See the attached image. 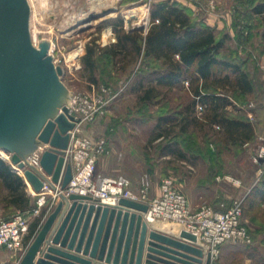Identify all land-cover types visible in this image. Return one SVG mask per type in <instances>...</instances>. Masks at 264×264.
<instances>
[{
    "label": "rangeland",
    "instance_id": "1",
    "mask_svg": "<svg viewBox=\"0 0 264 264\" xmlns=\"http://www.w3.org/2000/svg\"><path fill=\"white\" fill-rule=\"evenodd\" d=\"M158 1L120 0L109 15L88 21L93 15L92 4L99 0H28L32 41L35 47L42 40L50 43L49 54L72 93V114L81 118L75 135L106 142V153L96 163L105 169L106 177L127 178L135 193L146 180L149 198L153 197L152 187L170 177L174 186L180 181L183 195H197L200 206L223 210L234 201H242L241 223L250 242L231 243L230 264H258V258L264 260V202L251 199V189L264 179V160L255 162L264 146V77L259 68L264 57V23L251 9L261 0H170L183 5L196 21L209 19L216 39L223 41V56L244 64L251 90L241 93L232 84L217 92L227 97L230 104L226 110L231 116L252 125L253 139L247 143H232L219 126L208 123L205 106L196 102L198 98L191 92L189 77L172 87L157 85L151 82L154 75L150 74L161 70L158 63L142 64L139 58L130 67H123V63L111 65L106 56H99L102 49L116 42L113 26L119 21L126 33L146 35L150 5ZM144 11V28L130 29L129 24L135 28ZM108 30L110 36L104 41ZM87 47H95L96 84L82 63ZM80 48L81 54L70 60ZM147 89H151V100L144 102ZM27 194L31 205L37 207V195ZM45 198L35 214L30 207L11 205L0 186V219L22 212L30 225L43 222L51 204V196ZM21 260L20 255L0 249V264H20Z\"/></svg>",
    "mask_w": 264,
    "mask_h": 264
},
{
    "label": "water",
    "instance_id": "2",
    "mask_svg": "<svg viewBox=\"0 0 264 264\" xmlns=\"http://www.w3.org/2000/svg\"><path fill=\"white\" fill-rule=\"evenodd\" d=\"M30 17L28 0H0V151L33 193L46 184L58 201L20 264H212L188 230L170 235L153 229L146 203L120 198L109 205L63 193L72 178L65 151L79 121L70 113L72 93L50 43L33 44ZM44 144L42 172L30 159Z\"/></svg>",
    "mask_w": 264,
    "mask_h": 264
},
{
    "label": "trees",
    "instance_id": "3",
    "mask_svg": "<svg viewBox=\"0 0 264 264\" xmlns=\"http://www.w3.org/2000/svg\"><path fill=\"white\" fill-rule=\"evenodd\" d=\"M251 11L261 17L264 23V0L255 4ZM149 18V27L144 36L136 32L126 33L119 21L113 26L116 42L102 49L99 56H106L111 65L123 63V67H130L139 58L142 64L148 61L158 63L161 70L150 74L154 75L151 82L154 81L157 85L172 87L189 77L191 92L198 98L196 102L205 106L208 123L219 126L232 143L250 142L254 135L252 125L231 116L226 110V106L230 104L227 97L217 92L225 85L230 87L232 84L241 93L251 90L244 64L238 63V59L225 58L221 53L223 41L216 39L215 29L205 22L196 21L183 5L160 0L150 5ZM82 61L90 81L96 84L97 80L93 76L97 68L95 47H87ZM219 73L225 74L224 77L217 78ZM139 85H142V81H139ZM142 100H151V89L145 91ZM0 186L15 208H35V205H31L23 177L2 158ZM253 197L264 202V179L251 189V199ZM38 224L39 220L30 225L26 242L35 236ZM257 263L264 264V260L258 258Z\"/></svg>",
    "mask_w": 264,
    "mask_h": 264
},
{
    "label": "built area",
    "instance_id": "4",
    "mask_svg": "<svg viewBox=\"0 0 264 264\" xmlns=\"http://www.w3.org/2000/svg\"><path fill=\"white\" fill-rule=\"evenodd\" d=\"M259 68L264 77V57L259 61ZM72 106L70 103L71 114ZM74 118L79 122L72 132L69 148L65 151V160L70 161L72 170V178L63 191L65 195L76 193L90 196L96 202L109 205L116 204L120 198L146 203L148 210L145 217L148 221L165 220L185 225L186 230L196 235L199 243L210 252L212 260L218 257L219 248L226 243L250 242L248 232L241 223L242 201H234L224 211L206 205L191 210L186 197L174 187L170 177L161 180L159 194L149 198V183L146 180H143L140 191L135 193L127 178L111 179L97 173V159L106 153V142L103 139L92 141L76 136L81 118ZM48 148V144L38 147L30 159V163L40 171V157ZM260 160H264V146L259 148L255 156V162ZM36 195L38 199L35 214L45 204L46 195L51 196L48 210H51L58 200V193L51 191L46 184L42 192ZM29 228V219L22 212H18L9 220L0 219V249L20 255L22 259L31 245V242H26Z\"/></svg>",
    "mask_w": 264,
    "mask_h": 264
},
{
    "label": "crops",
    "instance_id": "5",
    "mask_svg": "<svg viewBox=\"0 0 264 264\" xmlns=\"http://www.w3.org/2000/svg\"><path fill=\"white\" fill-rule=\"evenodd\" d=\"M205 23L208 26H211L209 19L205 20ZM104 170L105 169H102L99 164L96 165V171H97V173L101 174L103 177H106L104 175L105 174L104 173ZM106 178H110V177H106ZM111 179H114V178H111ZM177 184L180 187V181ZM132 185L133 184L131 182V189L133 191H135V188H133ZM178 186L175 185L174 187L178 191L181 192V190H180V188ZM27 191H28V193L30 195H33V191L28 187V185H27ZM181 193H183V192H181ZM158 194H159V187H158V185L152 187L151 195L154 197V196H157ZM184 196L186 197L187 202H188V205H189V207H190L191 210L198 209V207L201 204V201H199L197 199L198 198L197 195H195L193 197L191 194H186ZM57 201L58 200H56V202L54 203V206L56 205ZM35 209H37L36 206H35V208L32 211H35ZM215 210H220V209L215 208ZM40 221L42 222V220H39V224H38L37 231L39 230V228H40V226L42 224ZM151 226H152L153 229H155V230H157L159 232H163V233L170 234V235H178V233H179V231L181 229H186L185 225H183V224H180V223H177V222H174V221H165V220H154V221L151 222ZM37 231H36V233H37ZM231 245H234V244L226 243V244L222 245L219 248V255H218V257L216 259L212 260V264H230L229 257L232 256V255L230 254V250L231 249H229V246H231Z\"/></svg>",
    "mask_w": 264,
    "mask_h": 264
},
{
    "label": "bare ground",
    "instance_id": "6",
    "mask_svg": "<svg viewBox=\"0 0 264 264\" xmlns=\"http://www.w3.org/2000/svg\"><path fill=\"white\" fill-rule=\"evenodd\" d=\"M120 0H110V1H106V0H99V2L97 3V4H92V9H91V13L93 14V15H91V14H89L88 16H90L89 18H88V21H90V19H91V17H94V16H102L103 15V11H106V10H111V12H113V9L115 10V8L114 7H116V5H117V3L119 2ZM111 4H113V6L111 5ZM91 7V6H90ZM110 7V8H109ZM112 8V9H111ZM87 16V17H88ZM145 16H146V14H145V11L143 12V15L140 17V19H138V22H137V25H136V27L134 28V27H131V26H134V25H132L131 23L129 24V28L130 29H143L144 28V25H143V20L145 19ZM103 17V16H102ZM136 18V17H135ZM110 36V32H109V30L104 34V41H106L107 40V38ZM81 51H82V49L80 48L79 50H77V51H75L74 53H72L71 55H70V57H69V59L70 60H73V59H75L78 55H80L81 54ZM0 153H1V155H2V157L5 159V161H10V159H9V156L7 155V154H5L4 152H1L0 151ZM19 173H21L22 174V171H19Z\"/></svg>",
    "mask_w": 264,
    "mask_h": 264
}]
</instances>
